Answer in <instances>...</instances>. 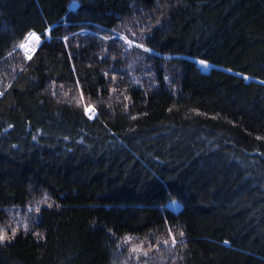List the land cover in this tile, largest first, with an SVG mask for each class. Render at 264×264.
I'll return each instance as SVG.
<instances>
[{
	"label": "trees",
	"instance_id": "16d2710c",
	"mask_svg": "<svg viewBox=\"0 0 264 264\" xmlns=\"http://www.w3.org/2000/svg\"><path fill=\"white\" fill-rule=\"evenodd\" d=\"M0 92V264H264V0H0Z\"/></svg>",
	"mask_w": 264,
	"mask_h": 264
},
{
	"label": "rangeland",
	"instance_id": "374dc122",
	"mask_svg": "<svg viewBox=\"0 0 264 264\" xmlns=\"http://www.w3.org/2000/svg\"><path fill=\"white\" fill-rule=\"evenodd\" d=\"M72 6H73V7H76V6H77V3H76V2L73 3ZM35 35H36V34H35ZM32 36H33V34L30 36V38H31ZM37 36H38V35H37ZM38 37L42 40V38H41L40 36H38ZM30 38H29V39H30ZM29 39H28V42H29ZM28 42L24 45L23 49H24L25 46L28 44ZM42 42H43V40H42ZM42 42H41V43H42ZM41 43H40L36 48L33 47L34 52H35V50L41 45ZM23 51H24V50H23ZM28 56H29V55H28ZM200 66H201L202 68H208V69H210V68L213 67L214 65L209 64V63H204V64H200ZM247 78H249V77H247ZM0 96H1V92H0ZM87 113H88L89 116H91V117H94L95 114H96V112L94 111L93 108H88ZM170 206L173 207L175 210H180L181 207H182V204H181L180 201H178V200H172V201L170 202Z\"/></svg>",
	"mask_w": 264,
	"mask_h": 264
},
{
	"label": "bare ground",
	"instance_id": "6f19581e",
	"mask_svg": "<svg viewBox=\"0 0 264 264\" xmlns=\"http://www.w3.org/2000/svg\"><path fill=\"white\" fill-rule=\"evenodd\" d=\"M41 42L42 40L37 35H34L29 39V42L26 46H31L36 48Z\"/></svg>",
	"mask_w": 264,
	"mask_h": 264
},
{
	"label": "water",
	"instance_id": "95a60500",
	"mask_svg": "<svg viewBox=\"0 0 264 264\" xmlns=\"http://www.w3.org/2000/svg\"><path fill=\"white\" fill-rule=\"evenodd\" d=\"M23 50H24V52H25L27 55H32V54L34 53V49H33V47H31V46H25V48H24ZM203 71H205V72H209L210 69H208V68H203Z\"/></svg>",
	"mask_w": 264,
	"mask_h": 264
},
{
	"label": "snow or ice",
	"instance_id": "6c2138e0",
	"mask_svg": "<svg viewBox=\"0 0 264 264\" xmlns=\"http://www.w3.org/2000/svg\"><path fill=\"white\" fill-rule=\"evenodd\" d=\"M35 34H33V36H34ZM20 47H24V45H21ZM201 63L203 64V63H205L204 61H201ZM5 239H7V237L5 236V235H3V234H0V242H3Z\"/></svg>",
	"mask_w": 264,
	"mask_h": 264
}]
</instances>
